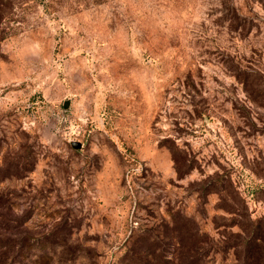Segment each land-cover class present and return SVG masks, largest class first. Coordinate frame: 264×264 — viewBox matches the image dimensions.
I'll return each instance as SVG.
<instances>
[{
	"label": "rangeland",
	"instance_id": "rangeland-1",
	"mask_svg": "<svg viewBox=\"0 0 264 264\" xmlns=\"http://www.w3.org/2000/svg\"><path fill=\"white\" fill-rule=\"evenodd\" d=\"M0 161L19 164L0 193L26 228L67 232L54 256L25 243L27 264H125L164 221L196 225L197 264H246L264 229V0H0Z\"/></svg>",
	"mask_w": 264,
	"mask_h": 264
},
{
	"label": "trees",
	"instance_id": "trees-1",
	"mask_svg": "<svg viewBox=\"0 0 264 264\" xmlns=\"http://www.w3.org/2000/svg\"><path fill=\"white\" fill-rule=\"evenodd\" d=\"M174 163L176 174L179 175L178 178H181L180 169L182 163L180 166V162L176 161V159H174ZM21 168L22 171H30L34 168V163L31 164L28 162V164H24ZM4 170H6V174L0 175V180L7 177V175H19V171H21L18 163H14L12 166L5 164L4 166L0 161V172L4 173ZM223 190L224 187L220 186V188H215V190H205V193H218ZM15 198L16 197L11 193H0V264H27L21 259L19 253L20 248L27 242L35 246L49 245L46 249H48V255L51 256H54L59 248L63 249L66 245L65 242L67 238H64V236L67 235V232L60 236V238L54 236L52 230L50 233L45 234V236L34 235L26 228V222L30 218V213H17L14 211L15 206H13V202ZM172 223H174V221L171 220V224ZM252 223L254 230L251 231L245 246V258L248 259L246 264H260V260L255 253L258 242L262 239L260 237V232L261 229H263V225L259 221L256 223L252 221ZM168 224L169 222L167 223L164 221L162 229H156L158 231L156 234H152L153 231L144 230L140 235V239L146 243V250L136 251L135 247H132L129 249V257L124 258L122 262L125 264L132 263V259H135V264H197L198 240L196 225H194V228L190 226V228L185 231V229L180 228L170 229ZM168 228L171 232H173V230L177 231L179 236L176 243L178 248L176 249L177 252L174 258L170 256L172 250L171 245L165 240L166 236L168 237ZM262 232L264 233V229ZM191 237L193 238L192 240ZM140 239H137V241L135 240V244L139 242ZM150 240H155L158 243L156 245L152 244ZM151 244L153 245L152 247ZM260 257L263 259L264 254Z\"/></svg>",
	"mask_w": 264,
	"mask_h": 264
},
{
	"label": "water",
	"instance_id": "water-1",
	"mask_svg": "<svg viewBox=\"0 0 264 264\" xmlns=\"http://www.w3.org/2000/svg\"><path fill=\"white\" fill-rule=\"evenodd\" d=\"M66 106V103H65ZM75 149L80 147V143L79 142H72L71 144Z\"/></svg>",
	"mask_w": 264,
	"mask_h": 264
}]
</instances>
